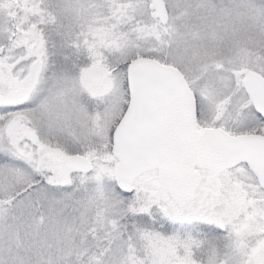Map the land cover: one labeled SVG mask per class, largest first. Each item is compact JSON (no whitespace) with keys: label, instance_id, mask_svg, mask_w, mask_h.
I'll list each match as a JSON object with an SVG mask.
<instances>
[{"label":"snow or ice","instance_id":"6c2138e0","mask_svg":"<svg viewBox=\"0 0 264 264\" xmlns=\"http://www.w3.org/2000/svg\"><path fill=\"white\" fill-rule=\"evenodd\" d=\"M0 264H264V0H0Z\"/></svg>","mask_w":264,"mask_h":264}]
</instances>
